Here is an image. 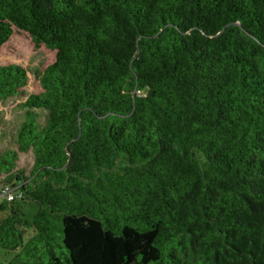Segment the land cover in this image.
I'll return each instance as SVG.
<instances>
[{"label":"trees","instance_id":"trees-1","mask_svg":"<svg viewBox=\"0 0 264 264\" xmlns=\"http://www.w3.org/2000/svg\"><path fill=\"white\" fill-rule=\"evenodd\" d=\"M20 35L45 60L0 63V176L36 211L0 264H264V0H0Z\"/></svg>","mask_w":264,"mask_h":264},{"label":"rangeland","instance_id":"rangeland-1","mask_svg":"<svg viewBox=\"0 0 264 264\" xmlns=\"http://www.w3.org/2000/svg\"><path fill=\"white\" fill-rule=\"evenodd\" d=\"M45 56L42 51L34 49L30 39L25 35H20L11 40L6 46L0 50V63L17 62L23 64L30 77H34L40 73L44 64ZM23 99H8L0 101V152H4L8 148L14 147V140L20 124L25 118V108L22 107ZM40 112L39 122H44L45 113ZM33 165V154L31 152L21 153L17 168L23 170L25 174H29ZM4 175L0 176V187L3 184ZM0 204L4 209L0 208V221L11 211H16L20 219L19 226L26 230L25 238L33 234V230L29 227L27 221L36 211V205L22 198L8 200L5 196L0 195ZM10 253L0 250V259L6 260L10 257Z\"/></svg>","mask_w":264,"mask_h":264},{"label":"built area","instance_id":"built-area-1","mask_svg":"<svg viewBox=\"0 0 264 264\" xmlns=\"http://www.w3.org/2000/svg\"><path fill=\"white\" fill-rule=\"evenodd\" d=\"M0 195L5 196L8 200H14L15 198H21V193L17 191V187H12L9 184L1 185Z\"/></svg>","mask_w":264,"mask_h":264}]
</instances>
